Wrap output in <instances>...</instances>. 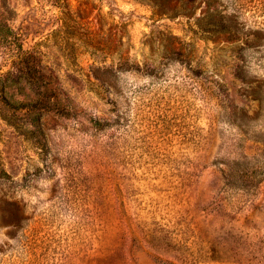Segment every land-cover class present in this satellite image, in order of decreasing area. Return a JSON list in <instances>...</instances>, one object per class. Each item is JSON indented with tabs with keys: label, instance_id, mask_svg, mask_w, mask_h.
Returning a JSON list of instances; mask_svg holds the SVG:
<instances>
[{
	"label": "rangeland",
	"instance_id": "obj_1",
	"mask_svg": "<svg viewBox=\"0 0 264 264\" xmlns=\"http://www.w3.org/2000/svg\"><path fill=\"white\" fill-rule=\"evenodd\" d=\"M2 33L48 111L0 108V264H264V0H0Z\"/></svg>",
	"mask_w": 264,
	"mask_h": 264
},
{
	"label": "trees",
	"instance_id": "obj_2",
	"mask_svg": "<svg viewBox=\"0 0 264 264\" xmlns=\"http://www.w3.org/2000/svg\"><path fill=\"white\" fill-rule=\"evenodd\" d=\"M1 39H7L3 33L1 34ZM27 63V52L23 49L20 50L18 58L12 60L11 65L12 69H9L5 72L0 73V108L5 111L21 112V117L31 119V121L39 122L43 117L44 113H47L48 109L41 106V100L32 98L30 94H27L26 97L21 99H15L12 88L18 83H23L24 87L31 83L28 71ZM24 67L25 69H21ZM15 68L17 69L15 71ZM45 88L47 92H52L53 88L50 86V82L45 83ZM43 101L51 102V95L44 93L42 98ZM46 107L47 104H46ZM25 110V111H22Z\"/></svg>",
	"mask_w": 264,
	"mask_h": 264
}]
</instances>
